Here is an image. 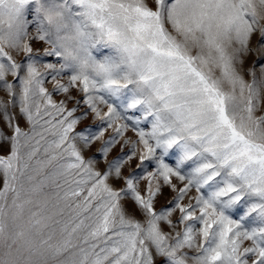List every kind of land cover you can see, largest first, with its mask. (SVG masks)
<instances>
[{
    "label": "snow or ice",
    "instance_id": "obj_1",
    "mask_svg": "<svg viewBox=\"0 0 264 264\" xmlns=\"http://www.w3.org/2000/svg\"><path fill=\"white\" fill-rule=\"evenodd\" d=\"M262 22L264 0H0V264H264Z\"/></svg>",
    "mask_w": 264,
    "mask_h": 264
},
{
    "label": "rangeland",
    "instance_id": "obj_2",
    "mask_svg": "<svg viewBox=\"0 0 264 264\" xmlns=\"http://www.w3.org/2000/svg\"><path fill=\"white\" fill-rule=\"evenodd\" d=\"M262 23H264V22H262ZM257 40H258V34H257L256 36H254L253 39H252V46H253V47H256V45H257ZM37 47H41V50H42V46L37 45ZM9 51H11V50H9ZM12 55H13V57H14L18 62L21 61V60L23 59V54L17 55L15 52H12ZM257 55H259V59H257ZM43 59H44V61L52 60V58H50V57H44ZM254 62H255V70L257 71V76L259 77V68H260V65H261V64H264V49H261L260 52H259V54L254 53V54L249 55V56L247 57V59L245 60V63H244V65H243V67H244L245 69H247V68H249V67H252L253 64H254ZM41 71H43L42 68H41ZM65 78H66V77H65ZM7 79H8L10 82H15L14 78L11 77L10 75L7 77ZM245 79L248 80V81L250 82L251 77L246 75V76H245ZM44 87H46V88L49 90V92H52V91H53L54 84H53V82L51 81V77H50V76H48V77L45 79ZM73 94L76 95L75 92H74ZM0 95H2V93H0ZM261 97H262L261 106H260V109L257 111L256 115L264 114V91H262V93H261ZM17 99H18V97H17ZM61 99H63V94H58V95H57V94H53V100H55V101L58 102V101L61 100ZM72 106H73V105L69 104V107H72ZM83 110H84V106L81 104V106H80V111H83ZM18 111H19V109H18V106H17V108L15 109V113L18 114ZM80 111H78V112L76 113V115H79V114H80ZM45 119H47V117H45ZM18 122H19V124H20V126H21V128H22L23 130H25V131H29V130H30V129H29V126L27 125L26 121H25L23 118H19ZM97 124H98V122L94 123V122L92 121L91 117H89L87 120L82 121V122L77 126V129H76V130H77V131H81V130H83L85 127L91 125V126H92V130L95 131V130H96V126H97ZM145 127H147V126L145 125ZM0 128H3L4 131L6 132V134L11 135V130L8 129V128H6V127L4 126V122H3L2 119H0ZM110 132H111V130H109V133H110ZM109 133H106V138H107V136L109 135ZM127 135H129V136H134V134H133L131 131H129ZM49 138H50V137H49ZM42 144H43V142H42ZM42 151H43V149L41 148V152H42ZM118 151H119V148H117L116 152H118ZM125 151H127V149H125ZM94 152H95V148H93V149H91V150H88V151H85V152L83 153V155L85 156V159H88V158H90V157L93 156ZM116 152H114L112 155H115ZM7 154H8V148H7V147L0 149V155H7ZM38 157H39V154H38ZM101 167H102V165H101ZM2 184H3L2 177H0V187H2ZM161 203H163V201H162ZM159 206H160V205H157V207H159ZM131 208H132V205L129 204V209H131ZM137 216H139L138 213H137ZM250 244H251L250 241H246V242H245V245H246V246H250ZM190 264H191V262H190Z\"/></svg>",
    "mask_w": 264,
    "mask_h": 264
}]
</instances>
